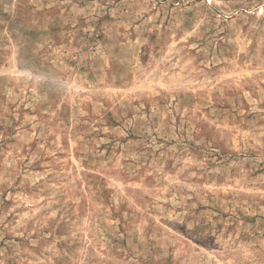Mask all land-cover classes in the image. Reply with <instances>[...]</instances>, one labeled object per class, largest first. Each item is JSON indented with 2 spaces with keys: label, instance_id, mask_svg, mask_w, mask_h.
<instances>
[{
  "label": "rangeland",
  "instance_id": "374dc122",
  "mask_svg": "<svg viewBox=\"0 0 264 264\" xmlns=\"http://www.w3.org/2000/svg\"><path fill=\"white\" fill-rule=\"evenodd\" d=\"M0 264H264V0H0Z\"/></svg>",
  "mask_w": 264,
  "mask_h": 264
}]
</instances>
